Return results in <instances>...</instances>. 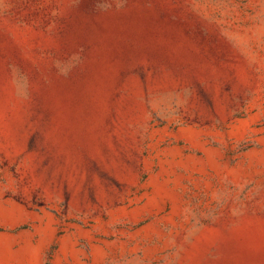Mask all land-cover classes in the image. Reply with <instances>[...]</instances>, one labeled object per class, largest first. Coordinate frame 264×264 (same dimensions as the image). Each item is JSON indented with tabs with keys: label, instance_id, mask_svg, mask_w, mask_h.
Segmentation results:
<instances>
[{
	"label": "rangeland",
	"instance_id": "obj_1",
	"mask_svg": "<svg viewBox=\"0 0 264 264\" xmlns=\"http://www.w3.org/2000/svg\"><path fill=\"white\" fill-rule=\"evenodd\" d=\"M0 264H264V0H0Z\"/></svg>",
	"mask_w": 264,
	"mask_h": 264
}]
</instances>
